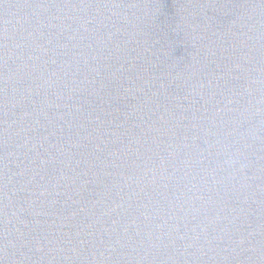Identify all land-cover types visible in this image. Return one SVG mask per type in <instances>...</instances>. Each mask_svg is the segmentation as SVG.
Instances as JSON below:
<instances>
[{
	"label": "water",
	"instance_id": "1",
	"mask_svg": "<svg viewBox=\"0 0 264 264\" xmlns=\"http://www.w3.org/2000/svg\"><path fill=\"white\" fill-rule=\"evenodd\" d=\"M0 264H264V0H0Z\"/></svg>",
	"mask_w": 264,
	"mask_h": 264
}]
</instances>
